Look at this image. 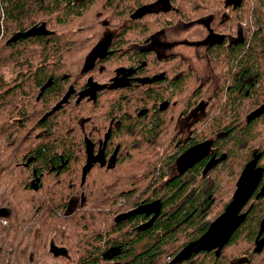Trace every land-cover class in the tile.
Here are the masks:
<instances>
[{"label":"trees","instance_id":"1","mask_svg":"<svg viewBox=\"0 0 264 264\" xmlns=\"http://www.w3.org/2000/svg\"><path fill=\"white\" fill-rule=\"evenodd\" d=\"M157 1L83 0L76 3L71 0H0V21L4 13L6 28L0 41V116L5 117L9 111L16 114V105L25 95L28 96L29 111L37 108V93L46 85L41 97L44 101L39 105L46 103L45 109L55 111L52 114L47 112L44 122L48 123L47 126L59 125L58 129L50 128L39 137L37 132L28 136V143L33 140L36 145L28 146L27 155L39 158L38 162L43 164L40 171L50 172L46 158L57 156L69 160L67 168L62 171L80 173L86 161V140L104 138V93L96 99L71 98L62 105L59 103L61 95H57L70 84L78 90L85 85L83 61L91 47H95L103 28L107 26L116 31L115 50L104 52V65L87 71L91 78L110 80L120 71L142 76L131 84L119 85L113 90L115 93H109V97L115 96L113 100L124 110L125 115L110 112V118L118 116L122 119L123 126L114 129L113 139L122 142L119 143L118 156L130 158L129 162L118 161L113 171L103 169L100 176L92 175L91 171L84 183L81 174L74 178L73 197L78 202L84 197L86 204L108 206L111 216L100 217L98 214L104 215L102 208L83 210V215L77 217L90 221L108 219L109 223L104 226V244L109 247L107 252L118 255L115 262L104 261V264H167L187 243L199 238L225 209L243 168L255 154L261 155L259 164L264 166V0H167V8L141 11ZM209 16L212 29L222 38L211 42L206 49L217 76V85L204 100L206 114L195 126V134L188 145L211 139L219 160L206 158L186 174L170 176L175 169L178 152L175 144L170 149L173 151L171 158L151 143L136 144L139 135L142 139L149 136V125L143 117L126 114L125 111L133 104H137L140 110L144 109L142 111L149 107L148 113H152L155 107L162 108L155 114L159 119L156 129L165 132L172 121H162V112L165 119L175 117L178 110L169 112L173 101L177 109L184 106L189 110L202 102L210 79L200 85L188 58L179 54L159 56L153 49L141 47L159 30L179 20L195 22ZM40 25L48 32L7 42L12 35ZM82 26L88 27L89 34L96 32L97 38L90 47H87V42L83 45L85 33L74 31ZM233 33L237 35L236 39ZM34 61L43 62L42 67ZM9 71L14 74L11 81L6 77ZM44 80L46 82L42 83ZM7 99L13 100L3 106ZM7 106L9 111L5 110ZM21 106H18L17 117L26 116L28 123L40 124L41 116L31 115L27 113L28 106ZM116 145L111 143L108 151L113 152ZM14 155L11 146L0 148L3 161ZM170 159H173L171 164ZM21 169V166L13 164L8 171L15 173ZM104 171L123 173L121 176L113 175L115 179L110 180L122 186L118 194L113 189L104 191ZM148 171L157 175L153 193L156 203L162 205V215L152 230H168L154 244H144L145 234L141 235L144 232L112 222L114 216L139 204L138 192H145L148 180L140 184L131 178L133 174L141 172L146 175ZM2 177L3 169L0 170V207L10 208L14 218H21L28 209L25 204L30 197L40 198L51 207H60L67 200L65 190H70L68 184L62 186L53 178L44 180L42 187L34 191L22 184L21 177L10 180ZM5 183L6 189L1 187ZM261 187L257 194L262 192V195L256 198L255 194L251 199L245 208L248 211L245 222L233 234L220 256L214 251H203L179 264H264V248L261 253L255 252V242L264 221V179ZM44 218L52 221L60 217H55L52 210V214ZM98 233L96 237L103 235L102 231L96 235ZM95 246L91 251L100 253V242ZM136 252L140 254L134 259H126ZM91 262L103 264L102 256L93 258Z\"/></svg>","mask_w":264,"mask_h":264},{"label":"flooded vegetation","instance_id":"2","mask_svg":"<svg viewBox=\"0 0 264 264\" xmlns=\"http://www.w3.org/2000/svg\"><path fill=\"white\" fill-rule=\"evenodd\" d=\"M71 1L79 3L82 2L83 0H71ZM166 1L167 0H158L156 3L150 4L142 8L141 11L147 12L155 9L167 8L168 2ZM3 19H4V13L2 16V20L0 21V26H1L0 41L5 36V32H6ZM180 22H182L183 24L190 23L187 21L179 20L176 24L172 26H176ZM172 26H168V27H172ZM165 28L167 27H164L161 30ZM161 30H159V32ZM35 31L36 33L42 35L45 32H48V30L44 28L43 25L36 27ZM74 31H77L76 32L77 34L85 33L84 35L85 38L83 39L85 40V42L83 43V45L87 42V47H90L92 41L95 38H97L96 32H91L89 34L88 27L86 26L75 28ZM157 33H155L149 39L148 43L143 45L144 47L143 46L141 47L140 45H138V47L153 49L149 45L151 44L152 41L155 42L154 40L155 36L159 35ZM115 34L116 31L109 29L107 26L105 29L103 28L101 35H99V37L97 38L98 40L96 39V43L94 45L95 47H91L89 51L90 53L87 55L86 60L84 59L83 68L84 67L85 68L82 71V73L84 74V80H86V83L84 85L85 87L82 86L81 89L78 90L75 88L74 84H70L68 88H65L62 91L57 92L58 96L61 95V97L59 98V103L61 105L66 100L71 98L91 99L95 97L96 99L100 93H104V108H106L104 109V122H105L104 138L102 140L97 139V141L86 140L85 142L86 161L82 165V169L80 173L75 171H62L64 168H67L69 164V160L68 159L65 160L64 158H59L57 156L46 158L49 163L48 168L50 169L49 170L50 172L44 173V171L39 170L43 168V164H40L41 162H38L39 158H37L35 155H27L28 146L36 145V143H34L33 140L30 141V143H28V136L31 132H37L36 136L39 137L44 131H48L50 128L53 129L59 128V125L47 126L48 123L44 122L45 119L44 115L47 112L51 111V109L50 110L45 109L46 103L39 105L41 104V102L44 101L41 99V97L44 94V89L46 88L45 87L46 85L45 86L43 85V87L40 88V90L37 93L38 94L36 97L37 108L34 107L32 111H29V106L27 103L28 96L25 95V97L21 100V103L16 105V114H14L12 111H9L10 108L9 106H7L5 107V110L9 112L6 114L5 117L0 116V132H1L0 148H6L7 146H11L15 154L11 158H6V160L4 161L0 159V170L3 169V177H5L4 179L10 180L13 177H14L13 179H17L21 177L22 184L27 185L28 188L34 191H38L42 187V184H44V180L48 178L55 179V183H58L62 186H66L68 184L70 187V190H65V193L67 194V200H65V202L61 204L60 207L59 206L51 207L50 205L43 203L42 199L40 200V198H36L33 196L27 199L25 208L28 209L22 214L21 218H14L13 211L10 208L4 209L3 207H0V264H93L91 260L93 258H99L100 256H102L103 264L104 261L105 263H107L109 261L115 262L117 260V258L116 260L114 258L118 254H116L115 252H107L109 247H107L104 244V232L106 230L104 226L109 223L108 219L106 218V220L103 219L102 221H98V220L90 221V220H82L77 218L78 216L83 215L82 214L83 210H94V209H102V208H104V215L102 216V213L98 214L100 217L111 216L108 213V206L106 204H104V206H99L98 204H86V199L84 197L82 198L81 202H78L77 198L73 197V193L75 192V186H76V182H74L75 177L81 174V180L84 183L86 181V178L88 177V174L91 171H93L92 175L100 176L101 171L103 169L104 170L110 169L113 171L114 168L117 167L118 161L121 162L122 160H125L126 162H129L130 160V158H122L118 156V151L120 149L119 143L122 142L117 139H116L117 142H115L113 139V134H114V129L119 128L121 125L123 126V124H122V119L118 118V116H114L110 118V112H116L117 114H123V115L125 114H124V110L117 103V101L113 100L116 97L115 96L109 97V93L110 92L115 93L113 90H115L119 85L131 84L136 78L142 76H140L137 73L133 75L128 71L127 72L120 71L117 76L113 77L110 80L107 78L102 81H98L95 80L94 78L92 79L90 74L87 73V71L91 68L104 65V56H106V54L104 55V52L107 51L113 52L115 50L113 48V42L116 37ZM15 35H12L7 42L8 43L16 42L18 39L16 41L9 42V40ZM153 50L157 53L155 49ZM33 63H36L37 66L39 67H42L43 64V62H35V61ZM54 63H57V61H55ZM190 68L196 71V80L200 81V85L203 84L205 81L200 77V74L197 72V70L191 65V62H190ZM13 75L14 74H12V72L9 71L6 77L9 81H11L10 79L14 77ZM44 82L46 81L45 80L42 81V83ZM208 97L209 95H205L204 99L202 100L203 103L202 102L199 103L198 105L192 107V109L190 110L184 106H180L177 109V107H174L176 105V102L173 101L171 104L172 106L169 108V112L176 113L178 110L176 116L175 117L170 116L168 119H165V115H163L164 112H162V116H163L162 121H165V123L166 121H172V125L169 128L167 127L166 128L167 131L165 132H160L158 128L156 129V126H158V123L156 121H159V119H157L155 114L156 112L162 111L163 110L162 108L155 107L152 109V113H148L150 109L149 107H145L147 109L145 111H142L144 109L140 110L137 107V104H133L129 106L128 109L125 111L126 114L135 115L136 117H143L144 119H146L145 121L148 122L149 125V130H150L149 136L146 139H142V136L139 135L138 136L139 140L137 141L136 144L151 143L152 145L155 146V148L158 151L163 149L165 155H169L170 158L173 156V151L170 152V149L172 147V144H175L176 147L175 151L178 152L176 154L175 169L171 172L170 176L176 174L179 175L186 174L196 164L199 163V162L196 163L193 167L181 173L177 165V160L179 156L182 153H184L187 149H189L193 145L203 142L201 141L197 143H191L190 145H188L189 140L195 134L196 131L195 126L197 125L200 119L204 118L206 114L207 108L205 107L204 100ZM12 100L13 99H7L5 102H3L2 105L4 106L8 103L7 101H12ZM21 104L26 105V107L28 106L27 113L29 112V114L31 115L42 117V119H40V117L38 118V120L40 119V124L28 123L26 116L17 117V114L19 113L18 106H21ZM110 106H114L115 108H112ZM202 108H204L203 109L204 112H202V114H199L198 111ZM54 111H51L49 114L54 113ZM186 126H187V130L183 131V129H185ZM172 140L175 143H173ZM111 143H117L115 150L113 152L108 151L109 145ZM214 145L215 144L213 141V144L210 148V152L208 156H206L204 159L209 158V161L216 160L217 162L219 158L217 156L218 154L217 151H213ZM183 146L184 149L182 148ZM19 154L21 155L19 156ZM255 155H259L261 157L260 154H255ZM162 156L164 155H160V157ZM41 159L42 158H40V160ZM204 159H202L201 161H203ZM171 163H173V159H170L169 164ZM259 163H260V158H259ZM259 163L258 165L262 166ZM13 164L21 166L22 169L19 172H15V173L8 171L10 168H12ZM87 165H89V167L87 169V175L86 177H84V169ZM262 167L264 168V166ZM74 169L77 170L76 167H74ZM112 171L110 172L104 171V191L113 189V192H116L118 194L122 186L117 185L116 182L115 183L110 182V180L115 179L113 175L117 174L118 176H121L123 173L120 174L118 172H112ZM59 177L61 178L56 179ZM156 177L157 175L153 174L152 171H148L146 175H144V173L141 172L133 174L131 180H136L137 183L144 184L146 179L148 180V185L146 186L145 192L144 191L138 192V195L140 197H139V204L137 206L128 208L120 212L117 216H114V220L112 221L114 224L121 223L124 227L131 228L134 231L144 232L141 233V235L145 234L144 244L145 243L154 244L161 238L163 234L168 233L167 229H165V231L157 230V229L152 230L155 227V224L157 223L158 219L162 215V205L156 203V199L153 193L155 189L153 185L156 182ZM263 179H264V174L259 187L257 188L254 195L251 197V199L255 196V194L261 191L262 188L261 185L263 183ZM236 186H237V182H236ZM1 187H4V189H6L7 184L1 185ZM258 195H262V192L257 194L256 198H258ZM251 199L244 207L243 212L248 213V211L245 210V208L248 206ZM225 209L218 216H220L225 211ZM52 210L55 213V217H60V218L52 221L44 218L46 216H49V214L51 215ZM106 212L108 214H106ZM155 215L157 216L151 222L152 218ZM218 216L216 218H218ZM100 231L103 232V235L101 237H96L99 236V233L98 235L96 234L97 232ZM155 232L158 233L152 235ZM263 237H264V232L261 235L259 232L256 241L258 239L259 240L262 239ZM99 242H100L101 252L93 253L91 249L93 247H96L95 245L98 244ZM142 246L143 245L139 246V249H141ZM255 248H256V242H255ZM181 250H179L176 253V255ZM212 251H214L216 254L215 250ZM138 254H140V252H136L133 256L129 255L126 259H131V258L134 259V257L137 256ZM220 254L219 255L216 254V255L220 256ZM174 257L169 259L167 264H169L174 259Z\"/></svg>","mask_w":264,"mask_h":264},{"label":"water","instance_id":"3","mask_svg":"<svg viewBox=\"0 0 264 264\" xmlns=\"http://www.w3.org/2000/svg\"><path fill=\"white\" fill-rule=\"evenodd\" d=\"M35 33V28H32L29 31L16 34L9 42L16 41L21 37L34 35ZM212 144V140H206L193 145L182 153L177 160L180 172H185L208 156ZM259 158V155H255L242 170L237 181L236 190L225 211L211 223L208 230L200 238L187 244L169 264H178L185 260H189L193 255L201 251L210 252L215 250L217 255L222 252V249L229 242L233 233L245 221L248 213L243 212L244 207L256 192L263 178L264 168L258 165ZM88 167L89 165L84 169V177L87 175ZM156 216L157 215L152 218L151 222ZM263 232L264 222L262 223L260 235ZM263 248L264 237L256 241L255 252L260 253Z\"/></svg>","mask_w":264,"mask_h":264},{"label":"rangeland","instance_id":"4","mask_svg":"<svg viewBox=\"0 0 264 264\" xmlns=\"http://www.w3.org/2000/svg\"><path fill=\"white\" fill-rule=\"evenodd\" d=\"M210 20L211 16L190 22L189 24L180 22L176 26L167 27L158 32L157 34L159 35L156 34L157 36L154 38L155 42L152 41L149 45L160 56L179 54L183 58H188L191 65L205 82L210 79L209 87L206 89V95L209 96L217 85V76L207 57L206 49L207 45L211 42L222 39L221 35L212 29ZM225 33L229 34L230 31H226ZM233 34L236 35L235 33ZM226 37L229 39L228 35ZM236 38L237 35L234 36V39ZM203 109H200L198 113L202 114L204 112ZM186 130L187 126L183 131Z\"/></svg>","mask_w":264,"mask_h":264}]
</instances>
